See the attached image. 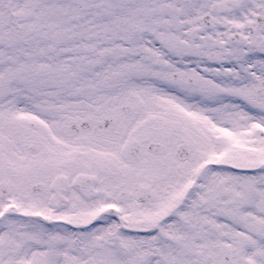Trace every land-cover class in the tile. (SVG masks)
<instances>
[{
	"label": "snow or ice",
	"instance_id": "1",
	"mask_svg": "<svg viewBox=\"0 0 264 264\" xmlns=\"http://www.w3.org/2000/svg\"><path fill=\"white\" fill-rule=\"evenodd\" d=\"M0 264H264V0H0Z\"/></svg>",
	"mask_w": 264,
	"mask_h": 264
}]
</instances>
